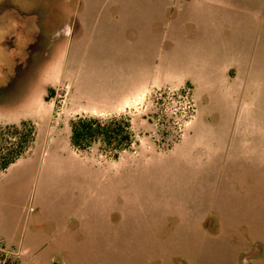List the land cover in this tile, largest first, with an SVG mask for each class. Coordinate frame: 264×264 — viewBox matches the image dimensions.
<instances>
[{"label":"rangeland","instance_id":"rangeland-1","mask_svg":"<svg viewBox=\"0 0 264 264\" xmlns=\"http://www.w3.org/2000/svg\"><path fill=\"white\" fill-rule=\"evenodd\" d=\"M64 1L0 3L7 19L13 8L35 11L41 23L54 14L40 26L63 37L71 22ZM121 1L135 21L150 26L145 18L155 16L153 26H166L160 49L148 31L132 46L109 25L101 54L87 50L72 72L35 56L0 90V124L25 119L36 128L29 149L0 174V240L17 264H137L154 252L167 264H243L256 243L259 259L247 264H264V0H171L165 9L153 0ZM120 115L130 120L134 143L117 157L99 143L72 147L73 119ZM167 115L176 125L167 126ZM116 206L124 213L118 253L105 250L100 236L83 244L85 232L65 216L95 210L92 220ZM225 217L235 226L223 231ZM128 227L151 244L145 256L123 249ZM67 229L76 245L66 244Z\"/></svg>","mask_w":264,"mask_h":264},{"label":"crops","instance_id":"crops-1","mask_svg":"<svg viewBox=\"0 0 264 264\" xmlns=\"http://www.w3.org/2000/svg\"><path fill=\"white\" fill-rule=\"evenodd\" d=\"M155 4H159V6H162V9L168 8V4L171 3V0H153ZM122 1L121 0H70V7L68 14L71 15V22L65 26L66 32L65 35L61 38L60 44L56 46V49L58 50V53H54L55 46L53 45V51L51 53V59L48 62V66H52V68H57V70H61L63 73H69L72 72L73 68L71 65H76V63L79 62L78 66H82L83 60L82 57L87 55V50L94 49V54H101L99 50H102V38H101V31L104 29H108L110 25L111 31L114 32V34L118 36H122L126 42L131 43L132 46L136 44V40L140 38V35L147 34V31L151 33V36L156 40L159 41L157 45H155V48L158 47L160 49L161 46V40L164 38L166 39V26L163 29H158V26H153L156 22L157 17H148L145 18L148 20L150 26L143 25L144 23H140L139 21H135L134 19L129 17L128 13H125L122 11ZM73 12V14H72ZM76 13V16L74 14ZM127 20L124 23H120V18H125ZM159 20V19H158ZM79 25V29L77 32L74 33V31L71 32V23L77 22ZM161 24V22L159 21ZM78 33V34H77ZM77 34V35H76ZM102 34V33H101ZM129 44V46L131 45ZM103 55V54H102ZM61 57V60H60ZM80 57L78 60L77 58ZM59 60H58V59ZM77 59V60H76ZM97 61V60H96ZM94 62L95 64L100 63L101 61ZM151 67H153L155 64H150ZM57 81L53 79L51 82V85H55ZM96 208V207H95ZM107 207L105 210H103V213L100 215L98 213V216L92 220H87L88 213L91 214V211L95 210H89L88 213H85L83 210L79 209H70L68 214H66L67 221L70 220L71 227H74L76 230L83 229L81 231L85 232V234L82 236L83 244L87 245L88 247H91V242L96 241L97 237L100 236V241L104 242L103 248L106 249H116V253L119 251V242H118V219L120 216H123L124 213L117 210V206L114 209L111 207L108 209ZM218 208L221 209L220 206ZM93 209V208H91ZM224 209V207H223ZM100 211V210H99ZM223 216H229L226 215V211L221 209ZM101 217H103V220H101ZM83 218L85 222L83 223ZM98 218V219H97ZM226 218V217H225ZM56 220V218H54ZM64 219V218H63ZM222 224L223 231H226L228 229H231L230 227L235 226V224L232 222L231 218L228 220L229 225L225 224L224 218ZM221 219V223H222ZM117 226V227H116ZM68 230V229H67ZM89 232H88V231ZM128 235L126 238V246L123 247L127 252L133 251V253L138 254V252H142L145 256V250L146 248H149L151 246L150 243H144L143 237L141 238L136 235L135 230H133V227H128ZM69 231V230H68ZM71 231V229H70ZM69 231V234L66 238V244L69 242L75 241L76 237L74 236V240L72 239L73 236L70 235L72 232ZM87 232V234H86ZM80 237V236H79ZM143 241V242H136V241ZM75 241V244L76 245ZM131 253V252H130ZM141 254V253H140ZM68 257H71V255H67ZM153 258V263L151 262ZM144 259L138 260L139 262L137 264H140V262L143 260V263L141 264H167L166 258L162 257L161 253L154 252V254L147 255L144 257ZM166 259V260H165ZM257 258H253L252 261H254ZM131 264V263H130Z\"/></svg>","mask_w":264,"mask_h":264},{"label":"trees","instance_id":"trees-1","mask_svg":"<svg viewBox=\"0 0 264 264\" xmlns=\"http://www.w3.org/2000/svg\"><path fill=\"white\" fill-rule=\"evenodd\" d=\"M184 92V91H182ZM166 96L165 94L162 96ZM162 98H155L157 103L168 102ZM169 103V102H168ZM167 126L171 123L176 125L172 115L164 117ZM174 123V124H173ZM70 143L77 150H86L92 144L99 143L101 149L113 157L130 148L134 143V133L131 129L128 117L112 116L106 119L93 116H78L70 123ZM170 134L172 132H164ZM178 133V132H177ZM176 134L173 137L176 138ZM36 136L35 124L30 120L22 119L18 123L0 124V174L12 163L18 160L29 149ZM174 140V139H172ZM168 142L166 146H170ZM253 251L245 253L243 259L249 262L250 258H257L261 254V245L256 243L252 246ZM257 250V251H256ZM0 264H17L5 249L0 240Z\"/></svg>","mask_w":264,"mask_h":264},{"label":"flooded vegetation","instance_id":"flooded-vegetation-1","mask_svg":"<svg viewBox=\"0 0 264 264\" xmlns=\"http://www.w3.org/2000/svg\"><path fill=\"white\" fill-rule=\"evenodd\" d=\"M64 4H68V9L70 7V0H65ZM6 6H2L0 3V59L6 56L11 58L12 63L2 62L0 60V90H3L5 84L16 79V77L21 76L22 73L28 71V67L31 65L33 57H41L43 63L47 64L50 61L51 53L53 51V45L58 46L62 41L61 37L52 34L50 37L46 33L42 26L40 25H50V21L53 20L54 14H48L45 19L38 22L39 15L31 10L30 12H19L16 9L11 13V18L7 19L4 17ZM11 8V7H10ZM33 9V8H32ZM68 14V12H67ZM78 24L74 22L71 24V32L78 31ZM77 27V29H76ZM43 35L45 38H43ZM46 39V42L45 40ZM20 51L21 54L17 56L15 53ZM11 70V73H10ZM10 73V74H8ZM243 264H247L248 261L242 259Z\"/></svg>","mask_w":264,"mask_h":264}]
</instances>
